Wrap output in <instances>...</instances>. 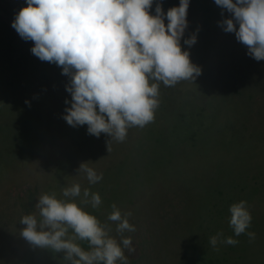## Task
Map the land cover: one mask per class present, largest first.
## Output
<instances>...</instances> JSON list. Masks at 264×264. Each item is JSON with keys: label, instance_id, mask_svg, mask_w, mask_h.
Returning a JSON list of instances; mask_svg holds the SVG:
<instances>
[{"label": "rangeland", "instance_id": "rangeland-1", "mask_svg": "<svg viewBox=\"0 0 264 264\" xmlns=\"http://www.w3.org/2000/svg\"><path fill=\"white\" fill-rule=\"evenodd\" d=\"M158 4L166 14L179 0H155L151 15ZM25 7L26 0H0V75L13 76L19 93L31 102L16 106V131L14 123H2L10 112L4 110L0 119V141L16 135L22 147L4 150L1 158L11 166H0V264H69L64 252L24 239L20 220L38 216L35 205L43 194L63 199L62 189L74 182L101 197L99 207L88 204L85 211L108 225L118 241L132 238L135 253L125 249L127 260L117 264H264V61L250 57L248 47L219 26L232 14L214 0H190L181 47L200 74L176 84L179 99L168 107L162 84L154 121L129 128L123 142L109 143L107 134L90 135L87 125L72 127L63 119L71 106L65 103L71 100L70 76L33 55L34 42L12 27ZM194 34L197 42L184 44ZM235 63L239 75L228 70ZM30 114L41 124L26 120ZM150 129L153 137L147 141ZM149 146L154 151L145 155ZM82 163L102 172L103 179L90 184L78 175ZM240 201L248 203L252 223L247 231L256 234L255 240L235 236L230 227L229 209ZM113 204L122 215L131 213L127 218L135 232L121 236L116 231V223L108 220ZM221 232L239 243L213 248L210 238ZM76 243L90 250L88 241Z\"/></svg>", "mask_w": 264, "mask_h": 264}, {"label": "clouds", "instance_id": "clouds-1", "mask_svg": "<svg viewBox=\"0 0 264 264\" xmlns=\"http://www.w3.org/2000/svg\"><path fill=\"white\" fill-rule=\"evenodd\" d=\"M155 0H26L27 7L15 16L12 27L25 41L34 42L33 55L62 67L70 76L66 91L71 100L63 119L69 126L87 125L88 134L102 133L111 140L123 142L129 128H143L155 119L159 107V88L175 86L191 80L200 69L182 51L181 39L188 28L190 0H179V6L167 10L161 4L150 14ZM232 18L219 26L248 47L247 54L264 61V0H214ZM223 15V11L221 13ZM165 20L168 21L165 25ZM238 26V27H237ZM194 34L184 40L192 46ZM108 143V145H109ZM82 163L83 174L90 184L103 179V173ZM63 199L55 193L43 194L35 205L37 214L24 215L20 223L26 227L21 235L34 246L64 252L69 264H117L126 261L125 249L135 253L131 237L118 241L111 229L96 216L84 210L91 204L101 205L98 193L81 184L72 183L62 189ZM76 198H81L79 204ZM108 220L115 222L116 231L135 232L128 216L115 204ZM230 227L235 236L246 234L250 241L256 234L249 232L252 216L247 201L233 204ZM39 217V218H38ZM71 232V235H70ZM77 240L89 243L88 251ZM210 244L236 245L238 240L217 233Z\"/></svg>", "mask_w": 264, "mask_h": 264}, {"label": "trees", "instance_id": "trees-1", "mask_svg": "<svg viewBox=\"0 0 264 264\" xmlns=\"http://www.w3.org/2000/svg\"><path fill=\"white\" fill-rule=\"evenodd\" d=\"M9 49L13 50L14 46L12 44H10ZM240 68L241 67L237 63H235L228 70L232 73L235 71V73L239 75V72L241 71ZM162 84L163 83L161 82L160 88L163 87ZM18 87H19V84L17 81H15L13 76L11 77V80H8L6 76L0 75V113L2 112L0 119L2 121V118L4 116V110H7L8 113L10 112L8 121L2 122V123H3V125H7V123H9V122L14 123L13 128L15 131H16L15 113L17 112L19 114V111H16V106H20L22 109L23 107H26V106L31 104L30 101H28L27 99L22 97V93L21 94L19 93ZM160 88H159V90H160ZM176 88H177L176 85L172 86V87H166L165 86V90L162 92L164 94L162 96V98H163V102L165 103V106L167 105L166 107H168V105H170L169 102H171V103L175 102L176 103V99L177 100L179 99V96H178L179 94H177ZM39 116L41 117V115H39ZM42 116H43V114H42ZM32 117L34 120L39 122L38 124H41L40 123L41 121H40L39 117L36 116V114H34V115L30 114V116L26 117V120H30V118H32ZM161 130L163 131V130H165V128L164 129L162 128ZM3 132H4V127L0 126V135ZM5 132L8 133V130H5ZM152 132H153V130L150 129V133L147 134L148 135L146 138L147 141L150 140V139H148L149 136L153 137ZM163 132H165V131H163ZM151 147L152 146H149L148 148H146L144 150L145 155L148 153H151V151H154L153 147L152 148ZM16 148H19V149L22 148L19 146V142L16 138V135H15V139H13V138L10 139V137H7L3 141H0V166H2L3 164H7V165L11 166L10 162L2 161V159H1V158H3L2 153L4 152V150L14 151ZM72 158H74V157H72ZM161 161L163 162V157H160V160L157 159V162L160 163ZM155 165H156V163L152 162L149 166L154 167ZM129 171L131 172V170H129Z\"/></svg>", "mask_w": 264, "mask_h": 264}]
</instances>
